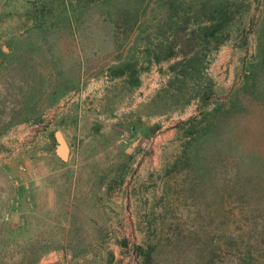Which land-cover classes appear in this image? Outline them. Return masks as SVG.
Wrapping results in <instances>:
<instances>
[{
    "label": "rangeland",
    "instance_id": "rangeland-1",
    "mask_svg": "<svg viewBox=\"0 0 264 264\" xmlns=\"http://www.w3.org/2000/svg\"><path fill=\"white\" fill-rule=\"evenodd\" d=\"M143 1L0 0V132L26 118L0 135L12 162L0 163V264H141L137 246L153 242L154 264H264V73L249 76L264 62V0H235L229 39L205 48L204 107L162 92L175 59L147 49L164 13L119 8ZM205 112L189 147L180 126ZM20 164L33 210L6 223Z\"/></svg>",
    "mask_w": 264,
    "mask_h": 264
},
{
    "label": "trees",
    "instance_id": "trees-1",
    "mask_svg": "<svg viewBox=\"0 0 264 264\" xmlns=\"http://www.w3.org/2000/svg\"><path fill=\"white\" fill-rule=\"evenodd\" d=\"M144 1L142 8L133 6L131 10L129 9L130 5H125V3L119 8L121 14L127 13L129 16L134 14L136 16L145 15L150 10L154 12L157 9L162 10L164 13L158 18V23H160L157 25L156 30L154 27L157 36L156 42L151 43L147 49L150 62L160 63L175 59L168 67V70L172 73V78L168 81V88H165L162 92L169 100L181 98L183 101L181 106H185L193 100L201 102V107L206 106L212 98L213 89L211 79L204 74L206 54L204 50H208L205 49L208 45L216 49L229 39L233 18L235 12L238 11L235 7V0ZM49 6V3L42 2L40 6L33 7L36 9L34 12L38 11L42 16L48 15L52 9ZM63 8L66 9L67 7L63 4ZM154 21H157V16H155ZM128 65V63L119 64L117 74L124 75L125 70L130 68L127 67ZM262 71L264 73L263 60L257 61L254 71H250L249 76L256 79ZM257 72L259 73L257 74ZM263 73L261 76H263ZM206 112L200 113L201 119L198 122L191 119L180 126L184 131L185 138L188 140L186 142L189 147H194L195 144L199 147L202 145L201 136L198 135L201 129L196 127L197 124L199 125L200 122L205 120L207 115L211 114ZM226 114L220 113L219 117L222 119ZM23 120H26V118L7 122L3 131L8 129L11 124ZM2 132H0V135ZM199 143L200 145H198ZM197 152H189V158L196 156ZM183 153L178 158L187 155L186 151H183ZM137 248L141 257V264H154V255L158 248L157 243H147L145 247L140 245ZM29 264H32V262H29Z\"/></svg>",
    "mask_w": 264,
    "mask_h": 264
},
{
    "label": "built area",
    "instance_id": "built-area-1",
    "mask_svg": "<svg viewBox=\"0 0 264 264\" xmlns=\"http://www.w3.org/2000/svg\"><path fill=\"white\" fill-rule=\"evenodd\" d=\"M18 175L8 174L7 178L13 183L16 191L10 196L8 210L2 215L6 223L18 222V219L25 213L33 210V176L30 169L24 164L18 165Z\"/></svg>",
    "mask_w": 264,
    "mask_h": 264
},
{
    "label": "water",
    "instance_id": "water-1",
    "mask_svg": "<svg viewBox=\"0 0 264 264\" xmlns=\"http://www.w3.org/2000/svg\"><path fill=\"white\" fill-rule=\"evenodd\" d=\"M6 50H7L6 46L3 45V51H6ZM1 60L2 59L0 57V62H1ZM55 137H56V139L58 141V146H57V149H56L57 154H58V156L61 159L65 160V158L67 157V154H68V150H67V146H66V144L64 142V139H63L62 135L59 132L55 133Z\"/></svg>",
    "mask_w": 264,
    "mask_h": 264
},
{
    "label": "crops",
    "instance_id": "crops-1",
    "mask_svg": "<svg viewBox=\"0 0 264 264\" xmlns=\"http://www.w3.org/2000/svg\"><path fill=\"white\" fill-rule=\"evenodd\" d=\"M7 157V152H4L3 150H0V163L1 162H6L7 161V164L8 166L10 167L12 165V162L11 161H8L9 159L6 158ZM60 158V157H59ZM61 159V158H60ZM63 160V159H62ZM8 174H12V173H8ZM14 176H17L18 175V171H16V173H13ZM8 176V175H7ZM10 181V180H9ZM10 186L12 188V194L16 191V188H14L13 186V183L10 181ZM11 194V195H12ZM10 195V196H11ZM9 207V206H8Z\"/></svg>",
    "mask_w": 264,
    "mask_h": 264
}]
</instances>
